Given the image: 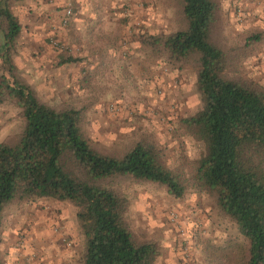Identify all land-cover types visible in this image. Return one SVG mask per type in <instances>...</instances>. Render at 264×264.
Returning a JSON list of instances; mask_svg holds the SVG:
<instances>
[{
  "label": "rangeland",
  "instance_id": "obj_1",
  "mask_svg": "<svg viewBox=\"0 0 264 264\" xmlns=\"http://www.w3.org/2000/svg\"><path fill=\"white\" fill-rule=\"evenodd\" d=\"M213 1L209 38L224 54L223 75L264 87V0ZM12 10L21 25L14 73L40 101L78 109L83 136L102 153L154 145L158 160L186 183L176 198L152 182L107 181L127 199L123 220L132 239L156 244L154 264L233 263L223 253L242 244L241 236L214 196L191 184L203 146L180 120L201 106L196 63L165 61L139 44L144 34L185 27L179 0H21ZM60 54L77 59L60 65ZM21 126L13 101L0 103V142L14 143ZM76 210L50 198L8 203L0 218L2 264H80Z\"/></svg>",
  "mask_w": 264,
  "mask_h": 264
},
{
  "label": "trees",
  "instance_id": "obj_2",
  "mask_svg": "<svg viewBox=\"0 0 264 264\" xmlns=\"http://www.w3.org/2000/svg\"><path fill=\"white\" fill-rule=\"evenodd\" d=\"M17 1L0 0V62L7 74L0 76V103L13 101L22 117L16 141L0 142V218L12 201L69 202L83 236L80 264H154L156 244L132 239L123 220L127 199L108 182H152L176 198L186 183L158 160L150 143L135 142L118 155L95 149L81 132L78 109L40 101L15 75L11 59L21 25L12 5ZM179 2L185 27L144 34L139 44L165 61L194 59L201 106L180 120L203 146L191 184L214 196L243 240L223 253L225 262L264 264V87L223 75L224 54L209 38L214 1ZM76 59L60 54L58 64Z\"/></svg>",
  "mask_w": 264,
  "mask_h": 264
},
{
  "label": "built area",
  "instance_id": "obj_3",
  "mask_svg": "<svg viewBox=\"0 0 264 264\" xmlns=\"http://www.w3.org/2000/svg\"><path fill=\"white\" fill-rule=\"evenodd\" d=\"M66 13H68V10L66 11Z\"/></svg>",
  "mask_w": 264,
  "mask_h": 264
}]
</instances>
